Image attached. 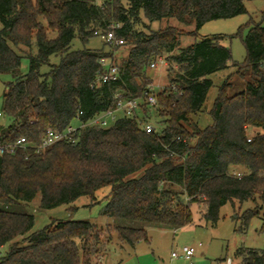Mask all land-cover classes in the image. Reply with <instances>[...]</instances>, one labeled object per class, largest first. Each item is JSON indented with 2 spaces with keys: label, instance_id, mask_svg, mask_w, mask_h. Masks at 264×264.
Here are the masks:
<instances>
[{
  "label": "trees",
  "instance_id": "1",
  "mask_svg": "<svg viewBox=\"0 0 264 264\" xmlns=\"http://www.w3.org/2000/svg\"><path fill=\"white\" fill-rule=\"evenodd\" d=\"M246 11L244 0H0V73L13 76L3 93L1 112L8 124H0V142L27 140L25 148L0 153V204L30 202L38 195L42 208L71 204L82 196L95 203L97 192L108 186L102 215L173 228L193 221V203L212 225L229 202L259 198L264 205L261 23L252 24L242 36L244 62L232 63L237 74H248L245 88L231 93L233 82L226 80L209 111L213 123L201 128L193 119L213 85L206 76L232 61L222 35L200 37L198 31L208 21ZM167 18L194 24L195 29H152V22ZM110 29L124 39L115 47H124L128 55L115 62L120 78L101 83L100 59L114 58L111 47L71 45L76 38L85 45ZM182 35L195 40L182 47ZM53 55L59 56L58 63L51 62ZM25 56L29 66L22 73ZM159 56L168 62L170 82L154 91L157 104L151 105L144 92L153 91L148 69ZM45 65L47 71L42 70ZM118 92L139 97L140 109L135 114L118 112L109 126L83 125L113 107ZM141 118L150 119L156 132H146ZM78 124L83 126L75 141L64 139L39 153L33 148L47 128L65 130ZM249 127L260 129L251 141ZM258 215L257 209L245 210L237 229L246 230ZM34 225L33 214L0 209V264H94L92 255L104 235L97 224L70 219L37 230ZM113 229L131 245L150 242L145 227ZM4 246L8 250L1 254ZM236 254L241 264H264V247L242 246Z\"/></svg>",
  "mask_w": 264,
  "mask_h": 264
},
{
  "label": "rangeland",
  "instance_id": "2",
  "mask_svg": "<svg viewBox=\"0 0 264 264\" xmlns=\"http://www.w3.org/2000/svg\"><path fill=\"white\" fill-rule=\"evenodd\" d=\"M102 3L105 0H96ZM247 11L232 18L216 19L206 22L198 31L199 36L222 35L221 43L227 45L232 51V61L225 69L208 74L206 77L212 79L213 85L210 88L206 101L197 114L193 115V119L198 123L199 127L205 128L213 123L209 113L213 106L214 100L219 92L221 85L228 79L233 82L230 92L235 93L245 88L248 74L241 76L236 73L237 65L241 64L246 57V49L243 38L249 27L254 23H261L264 26V0H244ZM167 25L176 26L186 31L195 29V25H183L175 18H167L162 21H154L151 27L154 30L166 27ZM3 24L0 20V29ZM241 31L242 34H237ZM54 36V32L51 33ZM195 37L191 35L181 36V46L185 47L193 43ZM109 45V44H108ZM104 44V40L100 35L93 36L87 44H83L79 38H76L72 45V49H80L84 46L88 48L100 49L104 47L107 51L111 47L114 55V61L119 63L128 55V50L124 47H114ZM36 51V48H34ZM176 52V51H175ZM59 56L51 57L52 63H58ZM170 64V63H169ZM29 58L25 56L22 59L21 71H28ZM171 66V64H170ZM174 68L177 65L173 63ZM169 65H159L157 68H149L148 72L152 76L153 90L159 91L164 89L170 82L168 77ZM48 65L43 66L42 70L47 71ZM232 75L231 78L229 76ZM13 79L10 73H0V111H2V101L5 86ZM121 112L119 111V114ZM0 124L7 125L8 119L4 116L0 117ZM260 129L249 127L248 133L253 137ZM236 169H240L237 167ZM110 192V187H104L97 192L98 202L92 203L89 196H82L71 204L60 205L55 208H42L40 206V195L30 202L15 203L11 205L0 204V209L10 211L26 212L33 214L35 217V225L33 230L41 229L54 220H88L98 225L104 231L103 241L97 247V251L92 255L94 264H188L185 259L172 258V250H180L183 245H195L196 254L192 261L194 264H241V257L236 254L240 247L263 248L264 232L261 230L262 217L264 215V205L259 198L249 199L244 202L235 201L234 204L227 203L221 208L220 219L216 225L207 222L199 204L193 203L191 210L193 221L183 227L173 228L165 225H157L145 223L142 221H134L128 219H120L108 217L101 214L102 208L107 200L105 196ZM247 209H257L259 215L255 216L249 223L246 230H239L242 225V213ZM116 225H128L136 227H145L150 235V242L142 241L137 246L123 242L118 238L114 231ZM202 245H199V243ZM119 243L123 247H119ZM178 245V246H176ZM8 250L1 251L5 254ZM109 259L107 262L104 255L107 254Z\"/></svg>",
  "mask_w": 264,
  "mask_h": 264
},
{
  "label": "built area",
  "instance_id": "3",
  "mask_svg": "<svg viewBox=\"0 0 264 264\" xmlns=\"http://www.w3.org/2000/svg\"><path fill=\"white\" fill-rule=\"evenodd\" d=\"M99 35L102 37L104 41H106L110 46H119L124 44V39L119 38L114 29L107 30L106 32H100ZM100 64L104 68V71L101 74L100 82L108 83L112 80L119 79V69L116 65L115 61L111 57H102L100 59ZM168 64L167 60L163 56H159L156 60H154L151 64V67L157 68L159 65ZM175 88L176 86L173 85ZM151 90H153V84L149 86ZM160 90L161 87H160ZM144 96L147 97V102L151 105L157 104V97L153 91H145ZM141 99L139 97H125L121 92H118L114 95V105L113 107H109L105 112L97 115L93 119H91L88 123H84L83 125H99V126H109L118 118V112H125L127 114H135V112L141 107ZM82 113V112H80ZM0 116H2V112L0 111ZM83 125H71L68 126L65 130H56L51 127L47 128L42 138L41 142L38 145H34V149L36 152H42L44 149L50 147L58 141L64 139H70L71 141H75L77 137V132L80 127ZM140 125L142 128L148 132H156L155 124L146 118L140 119ZM251 141V137L248 139ZM27 147V140L25 137H20L15 142H0V153H14L18 148ZM234 174L241 176V172L234 171ZM199 245H202L200 242ZM196 253V246L193 245H183L180 247V250H173L171 253L172 258H184L189 261V264H194L192 259Z\"/></svg>",
  "mask_w": 264,
  "mask_h": 264
},
{
  "label": "crops",
  "instance_id": "4",
  "mask_svg": "<svg viewBox=\"0 0 264 264\" xmlns=\"http://www.w3.org/2000/svg\"><path fill=\"white\" fill-rule=\"evenodd\" d=\"M140 242H142V241H140ZM140 242H138L137 244H136V246L140 243ZM118 245H120L119 247H123V244H121V243H119ZM189 245V244H188ZM176 246H178V245H176ZM193 246H195V245H193ZM6 248V246H4V247H2V249H1V251L3 250V249H5ZM173 251V250H172ZM196 251H197V249H196ZM172 253V252H171ZM196 254V253H195ZM109 254H108V251H107V254H105L104 255V258H105V260H103V262H107V260L109 259V256H108ZM195 256V255H194ZM179 259H184V258H179ZM186 260V259H185ZM188 261V260H187ZM188 264H189V261H188Z\"/></svg>",
  "mask_w": 264,
  "mask_h": 264
}]
</instances>
